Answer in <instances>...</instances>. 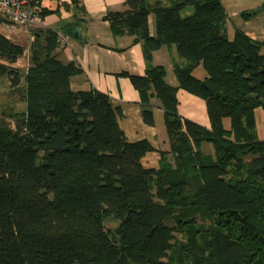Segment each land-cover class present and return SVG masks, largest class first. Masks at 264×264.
I'll return each mask as SVG.
<instances>
[{
	"label": "trees",
	"instance_id": "trees-1",
	"mask_svg": "<svg viewBox=\"0 0 264 264\" xmlns=\"http://www.w3.org/2000/svg\"><path fill=\"white\" fill-rule=\"evenodd\" d=\"M81 1L70 0L73 21L65 25L81 21ZM124 5L105 19L113 34L142 42L146 67L122 73L147 125L151 98L160 101L170 149L159 150L158 168L142 164L156 148L127 139L107 93L71 88L81 69L58 59L57 31L45 30L43 44L35 35L25 69L13 65L23 46L0 33V77L24 104L0 111V264H264V138L254 114L264 107V42L240 29L229 38L221 0ZM162 45L184 60L174 65L177 86L152 63ZM199 64L204 79L192 73ZM179 88L204 99L209 127L178 113Z\"/></svg>",
	"mask_w": 264,
	"mask_h": 264
},
{
	"label": "crops",
	"instance_id": "crops-1",
	"mask_svg": "<svg viewBox=\"0 0 264 264\" xmlns=\"http://www.w3.org/2000/svg\"><path fill=\"white\" fill-rule=\"evenodd\" d=\"M125 0H82L84 11L78 12L77 17H82L78 24L66 23L73 21L70 0H34L35 6L40 10L56 9L49 13H40V24L32 29L31 35L25 30H11L0 19V33L12 42L23 46L24 53L13 65L25 69L29 65L31 46L38 35L37 41L44 42V32L47 29L64 31L66 26L80 28L78 37H70V45L57 46L55 52L63 63L74 62L81 69L79 74L71 77L70 84L73 90H88L96 88L107 93L112 103L121 110L118 124L129 141L147 139L156 148L148 151L141 159L142 164L148 168H158L162 157L159 150L169 151L170 140L164 124L163 109L160 101L152 97L151 104L154 116V124L147 125L142 118V105L139 93L130 81V78L122 72L130 74H143L146 61L143 55L142 42H133V36L128 34L115 35L112 33L109 22L105 19L108 10H122L126 8ZM155 1V0H149ZM166 4L174 0H160ZM228 15L226 29L229 38H232L236 29L242 30L252 39L264 42V9L255 14L244 17L242 12L257 9L264 0H221ZM191 12V7H186L184 14ZM65 25V26H63ZM148 27L150 34L155 32L154 15H148ZM264 52V44L261 47ZM184 60L179 56L174 45H162L152 52V63L163 65L165 68V81L177 86L178 79L174 73V65L181 64ZM193 75L199 79L207 76L202 64L197 65ZM178 99V113L205 127L210 126L204 99L182 88L176 93ZM260 108V109H259ZM257 133L260 138L258 126L259 115L262 107L254 110ZM225 129H230V118H222ZM205 142H201L200 148L205 153H213V148L203 149ZM206 146V145H205ZM171 158V153H167Z\"/></svg>",
	"mask_w": 264,
	"mask_h": 264
},
{
	"label": "built area",
	"instance_id": "built-area-1",
	"mask_svg": "<svg viewBox=\"0 0 264 264\" xmlns=\"http://www.w3.org/2000/svg\"><path fill=\"white\" fill-rule=\"evenodd\" d=\"M34 0H0V19L7 28L25 30L31 35L32 29L40 24L37 8L32 4ZM58 45H70V38L64 31H57Z\"/></svg>",
	"mask_w": 264,
	"mask_h": 264
},
{
	"label": "rangeland",
	"instance_id": "rangeland-1",
	"mask_svg": "<svg viewBox=\"0 0 264 264\" xmlns=\"http://www.w3.org/2000/svg\"><path fill=\"white\" fill-rule=\"evenodd\" d=\"M17 88L10 85L9 80L6 77H0V111L3 108H13L14 110H21L23 108V102L19 99V93ZM260 109V108H259ZM261 121H259V132L264 138V107H262V114L259 115ZM206 145V146H205ZM203 149L207 150V147L212 148V144L205 142ZM116 222L106 221L107 227H114Z\"/></svg>",
	"mask_w": 264,
	"mask_h": 264
},
{
	"label": "water",
	"instance_id": "water-1",
	"mask_svg": "<svg viewBox=\"0 0 264 264\" xmlns=\"http://www.w3.org/2000/svg\"><path fill=\"white\" fill-rule=\"evenodd\" d=\"M65 33L70 37H78L80 28L78 26L72 27V26H66L65 27Z\"/></svg>",
	"mask_w": 264,
	"mask_h": 264
}]
</instances>
